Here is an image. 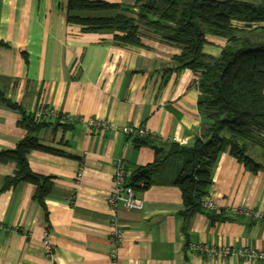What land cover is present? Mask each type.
Wrapping results in <instances>:
<instances>
[{"label":"crops","instance_id":"obj_1","mask_svg":"<svg viewBox=\"0 0 264 264\" xmlns=\"http://www.w3.org/2000/svg\"><path fill=\"white\" fill-rule=\"evenodd\" d=\"M67 4L0 0V87L28 114L46 105L73 116L74 124L69 130L51 125L39 133L41 145L64 155L41 150L28 155L34 173L54 177L45 202L48 219L35 199V185L4 189L16 165L0 163V264H264L189 250L190 243H208L264 251V217L234 215L237 209L264 214V171L250 172L229 152L221 155L206 197L219 212L183 216L182 192L165 170L159 183L135 192L144 202L142 209H118L125 232L113 257L108 198L115 161L126 163L129 176L153 163L156 147L170 145L174 138L181 146L194 144L202 123L201 73L166 72L181 50L151 34L141 36L140 46H122L115 43V33L84 32L68 23ZM206 39L204 53L218 57L227 41L212 35ZM93 118L116 127H142L156 146L136 147L134 138L119 131L90 127ZM21 122L18 111L0 103V152L13 150L26 136ZM251 154L264 164L263 149L252 148ZM169 155L163 151L160 157ZM45 229L51 231L53 260L44 255Z\"/></svg>","mask_w":264,"mask_h":264},{"label":"trees","instance_id":"obj_2","mask_svg":"<svg viewBox=\"0 0 264 264\" xmlns=\"http://www.w3.org/2000/svg\"><path fill=\"white\" fill-rule=\"evenodd\" d=\"M67 21L82 26L84 32L115 33V43L122 46H140L141 36L151 34L181 50L166 72L190 69L201 73L197 83L200 135L192 146L171 141L156 147L153 163L129 173L126 181L135 192L159 183L163 172L170 170L171 184L182 192V214L189 219L204 212L201 203L223 153L229 152L252 173L264 171V164L251 154L255 147L264 150V0H134L132 6L107 0H68ZM207 35L227 41L218 57L204 53ZM0 103L21 114L20 124L27 131L13 150L0 152L1 164L16 165L4 189L21 183L35 185V199L48 219L45 202L54 177L34 173L28 155L34 150L64 155L41 145L39 133L51 125L69 130L74 124L64 116L54 124L35 121L1 87ZM133 142L136 147L156 146L148 137ZM163 151L170 155L160 157Z\"/></svg>","mask_w":264,"mask_h":264},{"label":"built area","instance_id":"obj_3","mask_svg":"<svg viewBox=\"0 0 264 264\" xmlns=\"http://www.w3.org/2000/svg\"><path fill=\"white\" fill-rule=\"evenodd\" d=\"M35 121L43 122L56 120L59 116H64L68 121H73V116L70 115H60L55 109L50 108L46 105L40 106L33 111ZM90 127H96L102 132L107 131H119L127 137L138 138V137H148L150 133L137 126H123L116 127L109 122L99 121L96 119H90L88 122ZM176 142V138L171 140ZM116 175L111 188L110 196L108 198V207L111 213L110 218V235L112 243V254L113 257H117L118 251L121 248L124 240V229L117 219V211L119 208H124L127 210L142 209L144 207V202L140 200L135 195L134 189L127 184L128 172L126 171V163L122 160L115 161ZM80 176V174H79ZM201 206L204 210L219 212L220 207L209 198L202 200ZM234 215H250L254 217L263 218L264 214L261 212L253 211L250 209H237L234 211ZM44 255L49 259H54V245L51 240V231L45 229L44 239L42 242ZM189 250L201 255H205L209 258H238L242 261H264V251H257L250 247H242L234 249L230 246H214L208 243H190Z\"/></svg>","mask_w":264,"mask_h":264}]
</instances>
